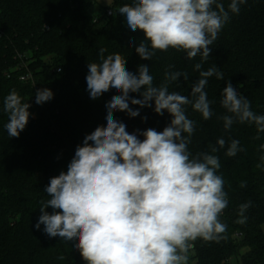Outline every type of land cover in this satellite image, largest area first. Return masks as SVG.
<instances>
[{"label": "trees", "instance_id": "1", "mask_svg": "<svg viewBox=\"0 0 264 264\" xmlns=\"http://www.w3.org/2000/svg\"><path fill=\"white\" fill-rule=\"evenodd\" d=\"M97 1L0 0V264H87L73 242L50 238L43 225L40 229L35 225L41 201L48 199L44 189L50 178L66 172L76 146L97 126L106 125L105 104L119 94L110 89L96 100L89 97L88 63L100 62L101 48L107 50L105 58L121 54L132 72L142 63L149 64L155 85L164 82L166 72H187L188 80L180 77L179 87L172 83L169 91L189 97L199 71L216 66L223 72L224 80L212 76L205 89L208 99L215 101L211 105L213 116L205 121L190 105L186 114L196 121L188 146L191 153L210 152L211 147H219L218 139L226 141L214 155L219 157L218 174L225 181L228 206L219 219L227 229L217 240L198 238L191 242L188 264H230L233 258H240L242 264H264V161L260 159L264 155V133H258L254 124L238 122L226 131L219 118L227 114L220 100L228 81L247 97L255 113L264 115V0H246L238 14L230 13L201 70L194 69L201 63L200 56L189 60L183 50H157L150 61L142 60L135 47L144 33L131 31L118 12L133 0H113L103 13L102 26L101 20L95 24L89 14ZM218 2L227 10L231 0ZM26 74L32 81H21ZM40 88L54 93L53 99L42 105L35 103V92ZM13 89L31 105L29 122L18 138L9 137L4 127L8 116L3 100ZM130 95L141 98L138 93ZM139 111L134 118L121 111L114 116L127 124L129 133L148 128L160 132L172 118L166 111L161 116L149 107ZM232 139L240 142L243 151L228 157L225 152ZM242 181H246L243 188ZM248 201L251 207L244 213L247 219L238 223L239 206ZM47 211L51 213L52 209ZM60 256L64 259H58Z\"/></svg>", "mask_w": 264, "mask_h": 264}, {"label": "clouds", "instance_id": "2", "mask_svg": "<svg viewBox=\"0 0 264 264\" xmlns=\"http://www.w3.org/2000/svg\"><path fill=\"white\" fill-rule=\"evenodd\" d=\"M245 2L231 0L226 10L218 0H133L118 12L131 31L144 33L135 47L142 60L150 61L157 50H183L189 60L200 56L194 69L201 70L230 13L238 14ZM106 51L99 50V63H88L87 91L92 100L110 89L119 94L105 104L106 125L97 126L76 146L66 172L50 178L44 189L48 199L41 201L35 227L43 225L50 238L73 242L87 264H188L191 242L217 240L227 229L219 219L228 206L225 181L214 155L226 141L218 139L219 147H211L210 152L191 153L188 146L196 121L186 114L190 105L205 121L213 116L215 101L208 99L205 89L208 78L224 80V74L216 66L199 71L189 97L169 91L172 83L179 87L180 77L188 80L187 72H166L164 82L155 85L149 64L142 63L132 72L121 54L105 58ZM53 97L51 89L40 88L35 103L42 105ZM220 105L227 113L219 117L226 131L238 122L254 124L258 133H264V115L255 113L230 81L222 89ZM30 107L14 89L4 97L9 137L18 138L25 129ZM145 107L161 116L166 111L170 123L160 132L148 128L129 133L127 124L114 116L121 111L134 118ZM240 151V142L232 139L225 155L233 157ZM260 159L264 161V155ZM245 186L242 181L240 187ZM249 207L251 201L239 206L238 223L246 221Z\"/></svg>", "mask_w": 264, "mask_h": 264}, {"label": "rangeland", "instance_id": "3", "mask_svg": "<svg viewBox=\"0 0 264 264\" xmlns=\"http://www.w3.org/2000/svg\"><path fill=\"white\" fill-rule=\"evenodd\" d=\"M113 0H98L97 3L89 10V14H91L93 17L99 18L101 20V23L99 26H102L104 24V21L102 19L103 13L106 8L111 7ZM230 264H242L240 258H233L231 260Z\"/></svg>", "mask_w": 264, "mask_h": 264}, {"label": "built area", "instance_id": "4", "mask_svg": "<svg viewBox=\"0 0 264 264\" xmlns=\"http://www.w3.org/2000/svg\"><path fill=\"white\" fill-rule=\"evenodd\" d=\"M111 14H112V12L109 10V11L107 12V15L110 16ZM99 21H100L99 18L94 17L93 22H94L95 24H98ZM56 71H57L58 73L61 72L60 69H57ZM21 81H23V82L32 81V77H31L30 74H26V75H24V76L21 77ZM192 245H193V244H192ZM192 250H193V246H192V248L190 249V251H192Z\"/></svg>", "mask_w": 264, "mask_h": 264}]
</instances>
